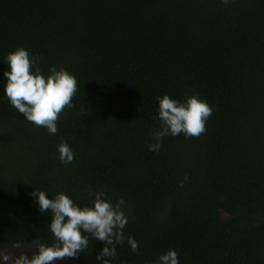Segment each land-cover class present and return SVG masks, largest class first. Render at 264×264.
<instances>
[{"label":"trees","instance_id":"trees-1","mask_svg":"<svg viewBox=\"0 0 264 264\" xmlns=\"http://www.w3.org/2000/svg\"><path fill=\"white\" fill-rule=\"evenodd\" d=\"M17 47L74 74L57 132L4 95ZM197 94L212 107L198 137L165 136L157 95ZM74 158L64 164L57 145ZM63 191L91 203L124 197L117 264H264V0H0V246L51 243V213L29 195ZM91 239L84 253L96 256Z\"/></svg>","mask_w":264,"mask_h":264},{"label":"clouds","instance_id":"clouds-1","mask_svg":"<svg viewBox=\"0 0 264 264\" xmlns=\"http://www.w3.org/2000/svg\"><path fill=\"white\" fill-rule=\"evenodd\" d=\"M227 4L228 0H222ZM7 69L3 71V91L8 102L29 122L42 126L48 132H57L58 115L65 107L71 108L72 97L77 89L76 77L67 69L50 66L48 73L38 67L39 57L30 56L28 49L17 47L9 51L4 59ZM157 119L160 127L152 132L148 143L149 151H159L165 136L198 137L206 131L205 123L212 114V107L197 94H187L183 98L157 95ZM62 163H71L74 152L66 141L57 145ZM40 213H51L49 229L51 243H38L36 250L28 255L20 253L10 257L0 251V264H54L64 257H75L85 252L90 238L102 242L96 253L99 264H109L108 257L116 255V244L125 240L133 252L138 250L137 240L128 235L124 227L128 216L125 214L124 197L113 203L103 191L91 193V203L80 205L65 192L60 191L49 197L41 189L29 194ZM152 264H179L175 249L161 252Z\"/></svg>","mask_w":264,"mask_h":264},{"label":"water","instance_id":"water-1","mask_svg":"<svg viewBox=\"0 0 264 264\" xmlns=\"http://www.w3.org/2000/svg\"><path fill=\"white\" fill-rule=\"evenodd\" d=\"M35 245L36 244L24 243L17 245L0 246V251L8 253L10 257L18 256L22 252L31 255L36 250ZM95 257L96 256L81 252L78 253L75 257H64L61 260L55 261L54 264H99ZM109 264L117 263L109 261Z\"/></svg>","mask_w":264,"mask_h":264}]
</instances>
